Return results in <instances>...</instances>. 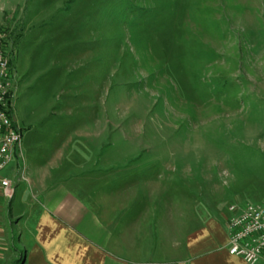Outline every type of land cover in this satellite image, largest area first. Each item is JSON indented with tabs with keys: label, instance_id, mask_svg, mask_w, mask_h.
I'll list each match as a JSON object with an SVG mask.
<instances>
[{
	"label": "rangeland",
	"instance_id": "374dc122",
	"mask_svg": "<svg viewBox=\"0 0 264 264\" xmlns=\"http://www.w3.org/2000/svg\"><path fill=\"white\" fill-rule=\"evenodd\" d=\"M0 20L21 133L0 176L52 151L138 164L166 246L179 209L183 233L264 201V0H0Z\"/></svg>",
	"mask_w": 264,
	"mask_h": 264
},
{
	"label": "crops",
	"instance_id": "0c3cea01",
	"mask_svg": "<svg viewBox=\"0 0 264 264\" xmlns=\"http://www.w3.org/2000/svg\"><path fill=\"white\" fill-rule=\"evenodd\" d=\"M63 154L52 151L35 166L24 160L19 173L15 166L11 178L0 176L13 189L8 198L0 185V264H244L227 253V208L217 216L196 213L183 233L179 209L169 230L178 236L166 246L158 181L134 173L143 172L138 164L133 171L90 152L87 164L67 165ZM23 182L29 197H17Z\"/></svg>",
	"mask_w": 264,
	"mask_h": 264
},
{
	"label": "built area",
	"instance_id": "2783aa9c",
	"mask_svg": "<svg viewBox=\"0 0 264 264\" xmlns=\"http://www.w3.org/2000/svg\"><path fill=\"white\" fill-rule=\"evenodd\" d=\"M12 78L8 58L0 47V172L12 160L20 146L21 133L14 125ZM3 194L11 198L10 181L0 180ZM227 253L244 264H264V201L239 207H227Z\"/></svg>",
	"mask_w": 264,
	"mask_h": 264
}]
</instances>
